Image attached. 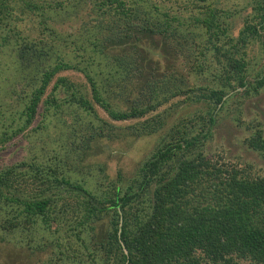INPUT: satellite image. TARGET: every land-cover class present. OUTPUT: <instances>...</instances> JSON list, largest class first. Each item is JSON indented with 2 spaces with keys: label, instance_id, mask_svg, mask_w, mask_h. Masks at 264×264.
<instances>
[{
  "label": "trees",
  "instance_id": "trees-1",
  "mask_svg": "<svg viewBox=\"0 0 264 264\" xmlns=\"http://www.w3.org/2000/svg\"><path fill=\"white\" fill-rule=\"evenodd\" d=\"M21 15L40 19L39 38L20 37ZM57 20H81L82 28L64 33L48 24ZM17 36L11 76L25 120L10 137L36 115L32 132L45 129L46 117L65 107L94 114L93 102L114 122L143 119L172 98L198 107L187 113L189 126L182 119L166 128L158 116L125 127L132 139L160 136L129 178H111L104 163L84 164L103 140L123 136L105 121L87 122L80 142L67 133L65 156L54 155V164L0 168L2 232L43 229L55 239L28 240L30 255L51 247L72 264H264V173L204 151L227 105L264 87V59L259 70L246 59L255 42L264 53V0H0V51ZM103 64L102 84L93 68ZM67 72L82 75L91 94ZM136 75L146 80L139 102L116 108L127 93L120 84ZM193 78L206 84L190 87ZM259 127L249 125L246 145L264 159Z\"/></svg>",
  "mask_w": 264,
  "mask_h": 264
},
{
  "label": "rangeland",
  "instance_id": "rangeland-1",
  "mask_svg": "<svg viewBox=\"0 0 264 264\" xmlns=\"http://www.w3.org/2000/svg\"><path fill=\"white\" fill-rule=\"evenodd\" d=\"M227 1L230 0H225V2ZM20 17L23 19L16 24L20 37L28 42L39 38L41 36L38 29L39 25H41L40 19L31 15H21ZM48 24L64 33L71 32L73 29L79 30L82 28L81 20H72L70 24L58 20L52 23L48 21ZM12 38H10V43L5 47L6 49H3L6 53L3 50L0 51V140L7 137L0 144V168L20 161H27L29 163L33 161V163L39 165L54 164L57 162V160L53 162L52 157L54 155L60 156L61 158L65 156V150L61 146L67 144L65 142L67 133L74 131L78 138L77 142H80L81 136L86 131H89L86 127L87 122L90 121L95 124H100L105 121L115 127L118 134L123 133V136L119 137L121 139L114 140L111 143L104 142L103 140V142L99 143V148L102 149V152L100 149H97V152H93V154L86 157L84 164L95 166L96 163H104L106 164V174L111 178H115L118 172L124 173V177L129 178L135 170V167L152 152L160 136L156 134L155 136L145 137L143 139H132L129 135V129L127 130L125 127L138 126L145 118H155L158 116L164 119V121H167L166 128L175 123H179L182 119V123L185 122L189 126L188 120L192 119V115L187 113L192 112L198 107L197 105H189L187 103L180 105L179 102L182 101V97L172 98L155 111L149 112L143 119L114 122L108 117L106 112L93 102L94 114L86 113L87 115H85L84 111H81L78 107L70 108V110L68 107H65L57 116H53L50 113L46 117L44 121L45 129L36 131V133L32 132L42 118L40 115H36L28 129L10 137L17 128L22 126L25 120V115H22L21 112L23 105L17 104V97L21 94L19 92L21 85L18 83V85L14 86L17 80L16 77L11 76L13 70L17 68L15 66L16 68L14 69L12 50L15 49L19 37ZM247 56L248 58L246 59L254 66L253 68L259 70L264 59V53L258 43L255 42L249 45ZM105 66L106 64H103L100 68H93L94 76L99 75L96 78L101 79L102 84L108 77V67ZM5 69H8V71L4 72ZM253 74H255V71H253ZM63 75L68 76L73 82L82 85L85 92L91 94L88 83L82 75L73 72H67ZM113 79L114 77L110 81L113 82ZM252 79L253 77H250V81ZM145 82L146 80L140 77V75H136L129 82H122L120 87H124L127 93L125 92L124 96L119 97L118 100H114L116 101L114 106L116 108H125L128 104L135 103V101L139 102L136 95L137 92L145 87ZM188 84L190 87L196 88L206 83L193 78ZM50 88L47 90V93L50 91ZM145 93H147V90L140 98L146 96ZM43 98H46V94ZM240 102L241 99H233V102L227 105L229 107L227 111L220 114L218 123L212 131V137L206 141L204 151L209 156L222 157L224 161L239 166L250 164L254 170L264 173V159L260 153L249 150L246 145V139L254 134L248 128L250 124L255 126L259 124V129L262 130L264 136V87L259 91V94L245 99L241 105L239 104ZM236 103L238 107H236ZM38 112L39 114L43 112L42 105L39 106ZM60 121L66 125L61 124ZM164 130H161L160 133L163 134L165 132ZM103 150L107 151L103 152ZM51 158L52 160H50ZM97 173L98 171H91V175L93 176H97ZM3 216L4 218L6 217L5 213L0 212V218ZM20 229L10 234L0 230V264L73 263L71 259L65 258L64 255L60 260L57 259L56 256L59 257L61 255H58L59 252L57 250L54 251L56 255H52L51 247L37 252L36 255H30V252L25 248L28 240H34L31 242V246H36L39 241V244L45 242V244L50 246L51 240L55 238L53 239L50 234L48 235L46 231L40 228L33 235L24 230L22 232ZM42 235L45 239H41Z\"/></svg>",
  "mask_w": 264,
  "mask_h": 264
},
{
  "label": "water",
  "instance_id": "water-1",
  "mask_svg": "<svg viewBox=\"0 0 264 264\" xmlns=\"http://www.w3.org/2000/svg\"><path fill=\"white\" fill-rule=\"evenodd\" d=\"M125 253H127V251L125 250Z\"/></svg>",
  "mask_w": 264,
  "mask_h": 264
}]
</instances>
